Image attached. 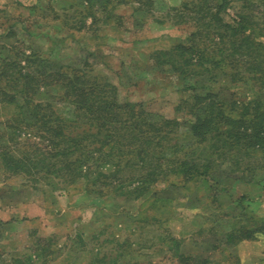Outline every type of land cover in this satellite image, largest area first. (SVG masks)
Here are the masks:
<instances>
[{
  "label": "rangeland",
  "instance_id": "374dc122",
  "mask_svg": "<svg viewBox=\"0 0 264 264\" xmlns=\"http://www.w3.org/2000/svg\"><path fill=\"white\" fill-rule=\"evenodd\" d=\"M186 1L200 0H0V152L21 142L19 154L13 153L38 156L25 144L42 143L41 139L31 130L14 131L33 123L29 105L37 98L58 107L66 121L76 119L73 106L58 100L60 86L52 82L36 88L25 78L37 65L64 70L87 86L98 85L121 105L142 103L153 117L177 121L178 139L186 131L187 113L177 110L180 100L189 97L186 85H196L200 95L222 87V94L239 102L256 96L264 99L252 82L231 83L219 70L210 73L195 66L192 78L182 77L150 59L155 51L186 43L193 31L187 21L191 14L171 12ZM102 4H108L107 12ZM231 4L240 9L242 3ZM201 42L198 45L205 47ZM5 63L10 65L2 70ZM34 91L38 94L32 99ZM31 167L34 181L0 163V264H14L15 258L23 263L29 259L31 264H91L97 251L111 264H186L176 257L179 252L200 258L210 255V263L230 264V251L239 264H264V161L236 176L237 172L219 175L217 170L212 180H192L184 189L172 187L159 194L171 200L167 208L154 206L156 214L150 210L151 201L145 202L149 194L113 201L107 188L103 193L109 195H98L99 183L88 186L85 178L69 172L64 178L47 174L44 166ZM91 168L94 177L98 171ZM228 169L224 166L225 172ZM159 181L149 190L171 182ZM233 228L254 231V240L234 235L237 246L226 250ZM43 245H49L50 255L39 254Z\"/></svg>",
  "mask_w": 264,
  "mask_h": 264
},
{
  "label": "trees",
  "instance_id": "16d2710c",
  "mask_svg": "<svg viewBox=\"0 0 264 264\" xmlns=\"http://www.w3.org/2000/svg\"><path fill=\"white\" fill-rule=\"evenodd\" d=\"M250 1H186L173 8L171 12L175 16H183L184 12L191 14L187 21L192 22L193 31L186 43L177 42L168 49L155 51L150 59L155 60L158 66L170 67L172 72L182 77L192 78L196 73L195 69L193 72L195 66L204 68L205 72L209 69L210 73L219 70L230 77L231 83L252 82L264 95V0ZM233 2H241L240 9L232 7ZM102 6L107 12L108 4ZM231 9L234 10L232 14ZM200 41L205 47L198 45ZM9 65H1L2 70ZM43 67L37 65L32 72L25 74V78L36 88L47 87L52 82L56 87L60 86L62 98L58 100L64 99L73 106L76 119L66 121L58 107L44 105L45 102L38 98L36 103H30L33 123L14 131L31 130L41 139L42 143L25 144L38 151V156L13 153L17 152L21 142L11 149L4 146L0 152V163L16 173L22 172L28 180L34 181L30 175L33 164L44 166L49 175L56 173V176L65 178L69 172L78 178H85L88 186L99 183L96 185V188L100 186L98 195L107 196L110 192L113 201L119 196L138 200L149 194L145 202L151 201L153 206L150 210L156 214L158 210L154 206L167 208L166 203L171 200L159 194L168 192L172 187L184 189L189 181L211 179L217 170L219 175L223 172L234 176L237 172L236 176L238 172L245 173V170H254L256 165L263 164L262 96L239 102L232 95L222 94V87L200 95L196 92V85H186L184 89L190 90L189 97L181 99L177 105V110L187 113L183 120L186 131L182 133L184 138L178 139L174 131L177 125L180 126L177 121L153 117L142 103L126 102L121 105L107 97L98 85L87 86L77 76L64 74V70ZM62 79L66 82L55 83ZM35 94H38L37 91L32 92L30 97L34 99L32 95ZM2 95L9 101L13 100L9 94ZM15 109L20 107L15 104ZM19 118L25 121L21 114ZM224 166L229 168L228 171L225 172ZM91 167L98 171L94 177L92 172L95 171H90ZM103 167L107 171H103ZM159 180L171 182L163 189L149 190ZM146 184L150 185L145 187ZM106 188L109 191L103 193ZM87 191L93 192V189ZM158 202L162 204L158 205ZM151 218L157 217L152 215ZM233 232L226 242L229 243L226 250L237 246L234 235L243 240L253 241L255 238L254 231L241 228L235 231L233 228ZM215 242L218 246L221 244L218 239ZM123 247L120 245V248ZM38 251L40 255L51 254L49 245L41 246ZM227 256L230 264H239L232 251ZM176 257L186 264H214L210 263V255L200 258L179 252ZM23 260L15 258L13 262L31 264L29 259L26 263ZM91 264H111V261L106 254L101 256L97 251Z\"/></svg>",
  "mask_w": 264,
  "mask_h": 264
}]
</instances>
